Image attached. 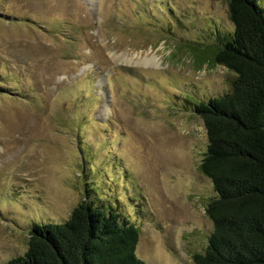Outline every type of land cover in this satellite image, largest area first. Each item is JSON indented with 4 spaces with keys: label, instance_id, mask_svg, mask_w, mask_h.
<instances>
[{
    "label": "rangeland",
    "instance_id": "374dc122",
    "mask_svg": "<svg viewBox=\"0 0 264 264\" xmlns=\"http://www.w3.org/2000/svg\"><path fill=\"white\" fill-rule=\"evenodd\" d=\"M233 30L229 0H0V264L85 199L139 227L145 261L195 264L216 192L194 106L236 73L184 46Z\"/></svg>",
    "mask_w": 264,
    "mask_h": 264
},
{
    "label": "trees",
    "instance_id": "16d2710c",
    "mask_svg": "<svg viewBox=\"0 0 264 264\" xmlns=\"http://www.w3.org/2000/svg\"><path fill=\"white\" fill-rule=\"evenodd\" d=\"M234 24L219 43H188L197 66L236 73L230 91L194 106L207 130L201 172L216 195L214 229L195 264H264V5L229 0ZM28 248L5 264H152L137 254L139 227L118 210L82 200L64 222L36 223Z\"/></svg>",
    "mask_w": 264,
    "mask_h": 264
}]
</instances>
